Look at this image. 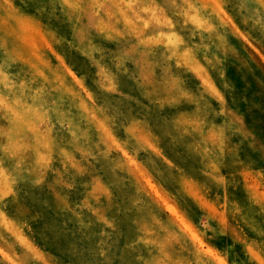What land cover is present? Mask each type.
Listing matches in <instances>:
<instances>
[{"label":"clouds","instance_id":"obj_1","mask_svg":"<svg viewBox=\"0 0 264 264\" xmlns=\"http://www.w3.org/2000/svg\"><path fill=\"white\" fill-rule=\"evenodd\" d=\"M0 264H264V0H0Z\"/></svg>","mask_w":264,"mask_h":264},{"label":"trees","instance_id":"obj_2","mask_svg":"<svg viewBox=\"0 0 264 264\" xmlns=\"http://www.w3.org/2000/svg\"><path fill=\"white\" fill-rule=\"evenodd\" d=\"M239 86H240L241 89L244 87V85H243L242 83H240ZM253 90L258 91V90H259V86H257V85H253V89H251V90L249 91V95L251 94V91H253Z\"/></svg>","mask_w":264,"mask_h":264},{"label":"rangeland","instance_id":"obj_3","mask_svg":"<svg viewBox=\"0 0 264 264\" xmlns=\"http://www.w3.org/2000/svg\"><path fill=\"white\" fill-rule=\"evenodd\" d=\"M239 84H240V83L238 82V87L240 88Z\"/></svg>","mask_w":264,"mask_h":264}]
</instances>
